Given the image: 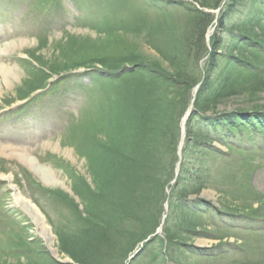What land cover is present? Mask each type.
Wrapping results in <instances>:
<instances>
[{
	"label": "rangeland",
	"instance_id": "1",
	"mask_svg": "<svg viewBox=\"0 0 264 264\" xmlns=\"http://www.w3.org/2000/svg\"><path fill=\"white\" fill-rule=\"evenodd\" d=\"M42 3L46 4V1L0 0V180L3 182L0 184V198L1 190L9 191L6 200L2 202H6L9 208L14 210L11 215H0V248L9 243L17 230V225L24 224L31 226L29 232L33 238L29 240H32L33 243L36 242L34 246L39 249V252L43 249L55 263L79 264L74 259L75 255L87 254L92 247L95 245L97 247L102 243V246L95 249L96 256L91 259L93 262H108V256L111 257L107 253L110 239L105 237L107 241H102L104 236L94 238L91 233L80 234L72 230L71 220L74 219L75 213L71 209L68 210L73 207L71 201L75 203L76 211L78 208L79 219L83 220L86 217L82 199L74 191V182L82 180V185L84 184L85 188L88 187L90 191L100 194L106 204L98 216L103 219L100 223L104 225L100 229V233L105 231L110 234H108L110 238L111 236L115 238H111L112 240H122L121 250L133 244L131 250L127 252L129 259L124 264H129L131 258L130 264H264V231H257L259 227L264 226V154L259 155L255 152H245L233 148L232 150L237 153L225 154V156L214 152L215 149H212L214 151H204L202 148H196L193 149L197 151L194 156L196 160L189 156L185 161V167L189 173H185L184 178L188 179V182L185 183L188 187L181 186L180 188L192 189L202 184L199 194L190 193L189 198L200 199L199 201L207 200L212 206L228 210L227 213L222 214L215 211L214 208L211 209V212L217 215L215 219L217 225L210 218L211 221L207 220L204 215H190L176 206L172 212L169 211L172 225L196 227L200 231L199 234L191 233L190 237L182 234L179 238L185 239L186 237V241L176 239L172 242L163 233L161 240H157V238L151 240L148 250H143L135 259L136 251L138 252L144 243L139 236L145 231L148 232L146 223H149L148 226L151 229V225L156 219H161L165 213L164 204L166 202L160 198L164 192V200H167L171 189L176 186L173 181L178 175L176 168L179 160L176 158L175 161L170 154L166 155L167 159L171 157L170 161H173V166L169 168L170 164L167 162L168 167H164L157 157H152L151 152L143 149L142 156H136V164L127 163L125 166L126 179L117 177L115 181L112 178L111 183H107L110 185L108 187L110 191L108 189L107 192L102 193L101 189L96 188V182H94L84 155L78 152L76 146L65 143L66 125L73 118L80 117L85 106H91V92L98 90L101 84L96 83L92 87H87L86 84H89L93 78L86 75L83 69H79L64 75L63 79L60 77L57 81L52 82L50 86L53 90L42 97V100H32L27 106L21 103L23 101L18 100L21 98L20 95L25 92V81L30 79L27 70L29 63L31 64V62H27L29 57L31 58L30 54L34 53L41 60L50 62L53 59L64 57L71 48L81 50L89 46H100L104 42V40L102 41L103 35L86 26L79 25L75 20L79 15L105 14L103 8H98L90 0H81V5L77 0H54V5H62L54 9L44 8ZM110 10L106 7V11ZM252 13L254 14L253 11ZM46 20L48 24L45 25ZM219 29L217 21L211 29L212 34L219 33ZM69 33L77 37L70 46L64 47L63 43H60L66 41ZM44 36L47 38L40 40ZM46 39L48 43L40 44ZM139 41L147 55L152 58L157 57L163 65H167L168 59L159 54L147 41ZM61 48H63L62 52ZM204 63V60L200 62V68ZM259 83V89H253L256 94L235 93L230 97L228 104L219 106L218 109L229 111L243 108L244 111H258L252 106L264 105V88L261 87L264 86V82ZM37 94L28 99H32ZM165 108L166 106L162 109ZM180 108L183 110L184 106H180ZM17 109L19 111L15 112ZM187 110L188 108L184 113L177 112L176 119L180 117L181 121ZM261 110L264 111V109ZM152 121L154 120H150V123ZM262 136L264 137V134ZM102 138L105 139L104 136ZM245 142L247 143V141ZM214 145L219 147L218 149L223 154L224 152L232 153L229 146L219 144V142ZM144 146L142 145L141 148H145ZM25 157L32 160L33 165L37 168V173L25 162ZM103 159V165L107 169H110L115 161L110 157H99L95 161L98 171L99 168L102 169ZM61 164L66 166L69 171H66ZM132 170H134L133 173ZM44 173H48L55 180L54 183L46 185L43 181ZM164 174L171 179L169 185L163 190V183L160 185L158 183ZM28 179L33 184L32 189L27 184ZM165 180L166 178H164ZM34 184L52 189L66 199L47 194ZM12 188H16L33 203V199L38 200L40 204L38 208L45 216L46 223L50 226L54 237L53 248L57 249L58 253H54L48 242L39 234L33 220L17 206ZM130 196H133V199L126 200ZM156 199H160V202H155V204L154 200ZM149 201L152 204H149ZM151 205L154 206L149 210ZM123 208L127 214L122 215L121 209ZM246 212L261 216H256L253 219L246 215ZM120 215L123 218L122 223L118 221ZM98 219L96 220L98 221ZM221 219L222 222L233 228L221 226ZM91 220L96 221L93 218ZM207 231L212 234L208 235ZM129 233L130 238L123 239ZM28 235L26 233V237ZM219 236L224 238L223 242L228 238V243L218 245ZM100 240L102 243L98 244ZM233 242L235 245L231 244ZM236 242L241 244L237 246ZM193 246L206 250L205 253L208 256L197 252L193 253L191 248ZM154 249L156 251L163 250V262L161 258H153ZM40 256L37 258L43 263L48 260L43 255ZM6 261L4 264L24 263V260L18 261L16 257Z\"/></svg>",
	"mask_w": 264,
	"mask_h": 264
},
{
	"label": "trees",
	"instance_id": "2",
	"mask_svg": "<svg viewBox=\"0 0 264 264\" xmlns=\"http://www.w3.org/2000/svg\"><path fill=\"white\" fill-rule=\"evenodd\" d=\"M45 1L54 3V0ZM90 1L98 8H103L105 14L90 13L78 17L76 21L79 25L103 35L102 45L79 48L81 50L71 48L64 57L60 55L62 57L50 62L41 60L34 53L30 54L39 66L29 64L30 79L25 81V92L20 95L21 98L46 87L48 79L53 75H60L80 67L102 65V71L105 73L95 74L101 86L91 93L94 96L93 110L86 118L73 125L70 138L74 140L78 152L86 158L96 188L105 193L108 189L110 191L108 188L110 185L107 183H111L112 178L115 181L117 177L126 179L125 166L127 163L136 164V156H142L143 149L151 152L152 157H157L164 167H168V163L169 168L173 166L171 157L167 159V156L170 154L175 161L178 158L181 121L180 117L176 119L177 112L186 111L192 99L193 88L201 83L196 95L195 110L187 122V137L182 152L183 164L176 186L171 190L170 212L177 206L187 214H201L209 218L207 212L211 209L200 212L205 201L189 198L190 193L199 194L202 184L192 189L180 188L188 187L185 185L188 179L184 178L185 173H189L185 161L189 156L195 159L197 151L193 149L214 151L211 147L216 140L232 147L233 142L226 141L230 137L237 141V136L242 137L247 131H264V112H259L264 109V105L252 106L258 109L256 112L244 111L243 108L237 111L218 109L219 106L228 104L230 97L235 93L256 94L253 89H259V82H264V0ZM106 7L111 10L106 11ZM220 7L218 19L220 32L212 37L210 50L206 42V33L215 19V14L211 11ZM67 36L66 41L60 43H63L64 47L70 46L77 37L70 33ZM45 38L47 37H41L40 40ZM139 40L147 41L152 48L168 59L167 65H163L159 58L147 55ZM44 43H48V40L40 42V44ZM206 57L203 67L200 68V62ZM126 66L130 68L121 75L119 71ZM164 106L166 108L162 109ZM180 106H184V109L182 110ZM150 120L154 121L150 123ZM103 136L105 139L102 138ZM110 142L112 144H109ZM142 145L145 148H141ZM103 156L115 161L111 168L107 169L103 165V159L102 169L99 168L98 171L95 161ZM170 179L171 177H166V174L161 178L158 184L163 183V190L169 185ZM81 181L74 182V191L82 199L86 217L83 220L79 219L78 208L76 211V205L71 201L73 207L68 210L71 209L75 213L74 219L71 220L72 230L80 234L91 233L94 238L104 236L102 241L105 237L110 239L107 253L111 257L108 256V262L92 261L91 258L97 254L95 249L103 244L100 240L98 244L102 243L101 245L97 247L95 245L87 254L75 255L74 259L79 264L126 263L127 252L131 250L133 244L121 250L122 240H112L113 236L110 238V234L105 231V234L100 233L104 225L100 223L103 219L98 216L106 204L100 194L90 191L88 187L85 188ZM31 185L33 187V184ZM34 185L47 194L66 199L52 189ZM132 197L126 200H131ZM164 197L163 192L160 199L165 202ZM160 199L154 200V203L160 202ZM34 200L38 203L37 199ZM148 203L152 204L151 201ZM154 205H151L149 210ZM121 212L122 215L127 214L124 208ZM250 215L261 216L254 213ZM92 218L95 220L99 218V222L91 220ZM118 221L123 222L121 215ZM160 221V218L156 219L151 229L149 223H146L148 232L145 231L139 236L141 241L155 232ZM177 225H172L169 213L165 234L172 242L176 239L185 240L191 233L200 232L196 227ZM24 231L28 232V228L17 226L13 239L11 237L9 243L3 246L4 249L9 250L10 258L13 256L18 261L24 260V263L15 262L16 264L58 263H55L43 249L39 252L34 246L36 242L30 241L29 237L23 238ZM182 234L188 236L181 239L179 236ZM129 235L130 233L126 234L123 239L130 238ZM15 237L18 239L15 240ZM16 246L24 249L26 254L24 251L10 252ZM162 253V249L156 251L154 258H161L163 262ZM40 255L48 260L43 263L37 258ZM6 257L7 259L4 260L0 258V264L9 260L8 255Z\"/></svg>",
	"mask_w": 264,
	"mask_h": 264
},
{
	"label": "bare ground",
	"instance_id": "3",
	"mask_svg": "<svg viewBox=\"0 0 264 264\" xmlns=\"http://www.w3.org/2000/svg\"><path fill=\"white\" fill-rule=\"evenodd\" d=\"M25 162L29 164L31 169L36 173L37 168L33 165L32 160L28 157L24 158ZM40 172V171H39ZM43 181L46 185H50L54 183L53 180L48 173H44ZM14 198L17 205H19L27 215L31 217L33 222L36 224L39 234L48 242V245L54 253H58L57 249L53 248L54 237L51 232L50 226L46 223V218L40 211V209L27 197H25L20 191L15 189Z\"/></svg>",
	"mask_w": 264,
	"mask_h": 264
},
{
	"label": "water",
	"instance_id": "4",
	"mask_svg": "<svg viewBox=\"0 0 264 264\" xmlns=\"http://www.w3.org/2000/svg\"><path fill=\"white\" fill-rule=\"evenodd\" d=\"M183 133H185V132H183Z\"/></svg>",
	"mask_w": 264,
	"mask_h": 264
}]
</instances>
